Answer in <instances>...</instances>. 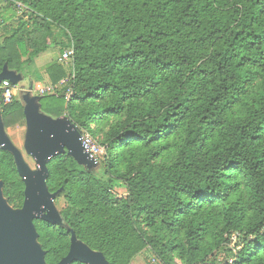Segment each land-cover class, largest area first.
I'll return each instance as SVG.
<instances>
[{
  "label": "trees",
  "instance_id": "trees-1",
  "mask_svg": "<svg viewBox=\"0 0 264 264\" xmlns=\"http://www.w3.org/2000/svg\"><path fill=\"white\" fill-rule=\"evenodd\" d=\"M10 1L5 11L22 9L0 22V74L24 73L63 31L73 61L46 72L53 84L74 73L73 94L43 95L40 110L68 115L108 150L102 169L87 168L67 137L48 162V191L65 204L34 220L46 263L75 238L108 264L146 249L163 264H264V0ZM1 111L6 129L26 120L18 98ZM107 122L97 137L92 125ZM0 180L22 207L5 149Z\"/></svg>",
  "mask_w": 264,
  "mask_h": 264
},
{
  "label": "water",
  "instance_id": "water-1",
  "mask_svg": "<svg viewBox=\"0 0 264 264\" xmlns=\"http://www.w3.org/2000/svg\"><path fill=\"white\" fill-rule=\"evenodd\" d=\"M14 78L15 76L11 72L8 73L7 70L0 74V81L9 79L13 84H17L18 79H21L20 75L16 76V80ZM32 112V105L29 104L25 108L28 124L25 149L36 162L37 170H32L23 159L19 160L22 156L21 150L13 144L6 133L0 113V150L5 149L14 154L18 171L26 186V199L22 209L0 210V264H47L44 259V252L36 239L34 220L39 218L52 219L56 213L53 206L55 194H51L46 185L47 165L51 158L64 150L66 138L77 142V146L69 149L70 154L75 153L79 148L81 153L93 162L83 150L81 134L78 141L71 139L68 135H61L58 130L52 129L48 122L43 123L40 118L34 117ZM42 115L47 119L50 118L44 113ZM1 198L0 187V201ZM72 242L73 247L70 253L58 264H74L75 262L108 264L100 253H95L75 238ZM36 243L39 244V248Z\"/></svg>",
  "mask_w": 264,
  "mask_h": 264
},
{
  "label": "rangeland",
  "instance_id": "rangeland-1",
  "mask_svg": "<svg viewBox=\"0 0 264 264\" xmlns=\"http://www.w3.org/2000/svg\"><path fill=\"white\" fill-rule=\"evenodd\" d=\"M5 7L7 8V6H3L0 9V15L6 12L5 10L7 9ZM9 10L11 11V15L8 16L9 18H11L12 16H17L14 14H16V11L19 12V10L15 11L14 8H9ZM7 14L9 15V12H7ZM5 16L7 15L4 14V16L2 15L0 16L1 18L0 22L3 21V18H5ZM8 17H6L5 19L10 21L11 19H7ZM2 37L3 35H1L0 33V38ZM53 40L54 42H56V44L49 50L41 53L30 65H28L25 68V71L27 70V68L29 70L27 71L26 75H22L21 73H18L13 70H7V72L8 73L11 72L15 76V78L18 75H20L21 77V79H18V83H17L19 84L18 87L16 86V84H14V86H16V89H18L16 98H18V100L22 102V104L24 105V108H26L29 104H31L32 111H33L32 115L34 117L38 119L40 118V120H42L41 122L43 123L48 122V125L52 129L54 128L58 130L61 135L62 134L68 135L71 137V139H76L78 141L80 134L84 130L80 129L69 118L68 115L62 116L60 118H52L50 116V118L47 119L46 117L42 115L43 113L41 112L40 107H39V103H40L39 99H41L42 96L40 95L39 90H38V82L41 81L39 83L44 86H48L49 84H51L49 76L46 72V68L52 61L58 60L62 50L66 48V44L64 42L68 41L67 37L65 36V33L58 28L54 29ZM0 113L2 114V111H0ZM109 124L110 122L103 123V124H93L92 131L96 132L97 137H101L102 134L108 130ZM27 125H28L27 120H25L23 125H17V126L10 127L7 129L6 133L7 134L11 133L13 136L12 138L15 142V146L17 148H21L20 150H21L22 156L19 160L23 159L32 170H37L36 162L34 161L32 156L28 153L27 149L23 147V144L25 143V138L27 135V131H26ZM72 155L76 158V160L80 164H83L87 168L96 167L97 170L102 169L101 165H96L94 162H91L90 160H88L81 153L79 148H77L76 152L73 153ZM100 174L103 175L104 172L101 171ZM0 187H2L1 182H0ZM113 192L119 196H126L128 193V189L124 182L117 180L116 186L114 187ZM1 204L5 206V209H8V210L14 209L12 206H9L6 203L5 198L3 197L1 198ZM64 204H65V201L63 198H59L58 200L54 199L53 201V206L56 212H59V210L64 206ZM237 240H238V235H233L232 242L229 243V247H233ZM36 245L38 246V248L40 247L38 243H36ZM95 253H98V252H95ZM41 254H43L42 251H41ZM132 264H163V263L153 253L151 249H146L134 258Z\"/></svg>",
  "mask_w": 264,
  "mask_h": 264
},
{
  "label": "built area",
  "instance_id": "built-area-1",
  "mask_svg": "<svg viewBox=\"0 0 264 264\" xmlns=\"http://www.w3.org/2000/svg\"><path fill=\"white\" fill-rule=\"evenodd\" d=\"M10 0H0V9L3 6L10 4ZM17 3V2H16ZM19 11L22 9V4L17 3ZM1 19V18H0ZM75 55L74 46H69L60 54L58 61L62 64L69 65L72 63ZM74 73L70 77L63 78L59 83L49 84L48 86L41 85L38 87L41 96L47 94L59 95L64 87H67L63 93H65L66 99L69 100L73 94V88L70 84L71 78H74ZM17 95L16 86L9 80L3 79L0 81V109L3 104L11 103ZM81 144L85 153L94 163L100 164L107 158V147L99 142V140L93 136V134L87 130L81 133Z\"/></svg>",
  "mask_w": 264,
  "mask_h": 264
},
{
  "label": "flooded vegetation",
  "instance_id": "flooded-vegetation-1",
  "mask_svg": "<svg viewBox=\"0 0 264 264\" xmlns=\"http://www.w3.org/2000/svg\"><path fill=\"white\" fill-rule=\"evenodd\" d=\"M4 129H5V131H7V129H6V127H5V124H4ZM19 174H20V172H19ZM20 177H21V179L23 180V178H22V176L20 175ZM0 182H1V184H2V187H1V194H2V197L3 198H5V201H6V203L9 205V206H12L10 203H9V201H8V199L6 198V196L4 195V182L2 181V180H0ZM23 182H24V180H23ZM24 184H25V182H24ZM25 190H26V186H25ZM25 190H24V194H25ZM25 199H26V195H25ZM25 199H24V203H25ZM24 203H23V205H22V207H20V208H15V207H13L14 209L13 210H17V209H22L23 208V206H24ZM3 209H5V206H3V204H1V201H0V210H3Z\"/></svg>",
  "mask_w": 264,
  "mask_h": 264
},
{
  "label": "crops",
  "instance_id": "crops-1",
  "mask_svg": "<svg viewBox=\"0 0 264 264\" xmlns=\"http://www.w3.org/2000/svg\"><path fill=\"white\" fill-rule=\"evenodd\" d=\"M7 12H9V15L7 14ZM4 14L7 15V16H10V15H11V11L8 10V11L4 12ZM27 71H29L28 68H27V70H26L24 73H22V75H26ZM39 82H41V81H39ZM39 82H38V87L42 85V84H40ZM18 85H19V84H16L17 87H18ZM17 90H18V89H17ZM17 93H18V92H17ZM26 128H27V126H26ZM26 131H27V130H26ZM8 136L10 137L11 141H12L13 144L15 145V142H14V140H13V138H12V137H13L12 134L9 133ZM23 147H25V143L23 144ZM19 149H21V148H19Z\"/></svg>",
  "mask_w": 264,
  "mask_h": 264
}]
</instances>
